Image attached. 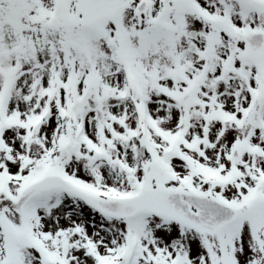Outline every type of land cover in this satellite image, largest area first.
Wrapping results in <instances>:
<instances>
[{
	"label": "snow or ice",
	"instance_id": "obj_1",
	"mask_svg": "<svg viewBox=\"0 0 264 264\" xmlns=\"http://www.w3.org/2000/svg\"><path fill=\"white\" fill-rule=\"evenodd\" d=\"M0 264H264V0H0Z\"/></svg>",
	"mask_w": 264,
	"mask_h": 264
}]
</instances>
